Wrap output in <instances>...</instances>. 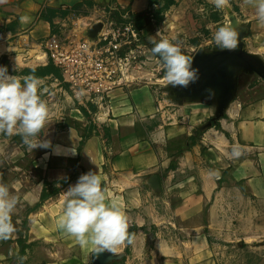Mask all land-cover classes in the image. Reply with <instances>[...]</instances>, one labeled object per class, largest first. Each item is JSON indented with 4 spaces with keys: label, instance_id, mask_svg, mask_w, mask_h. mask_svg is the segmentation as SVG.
I'll use <instances>...</instances> for the list:
<instances>
[{
    "label": "crops",
    "instance_id": "crops-1",
    "mask_svg": "<svg viewBox=\"0 0 264 264\" xmlns=\"http://www.w3.org/2000/svg\"><path fill=\"white\" fill-rule=\"evenodd\" d=\"M171 1L0 3V66L8 75L44 80L50 116L39 139L51 142L30 150L19 135H0V182L18 197L16 232L0 241V264H92L93 247L59 227L62 194L89 171L100 172L108 199L129 216L136 239L112 251L126 264H217L208 244L211 230L247 234L264 224V80L237 70L220 118L216 93L212 99L164 100L165 73L151 48L156 15ZM228 9L239 17L244 49L264 64V25L255 9L244 0H229ZM24 16L29 19L21 22ZM127 18L141 35L138 66L148 67L136 68L110 104L76 101L43 42L51 36L78 42L96 24ZM80 22L87 27H77ZM234 145L243 148L238 158L231 155Z\"/></svg>",
    "mask_w": 264,
    "mask_h": 264
},
{
    "label": "clouds",
    "instance_id": "clouds-1",
    "mask_svg": "<svg viewBox=\"0 0 264 264\" xmlns=\"http://www.w3.org/2000/svg\"><path fill=\"white\" fill-rule=\"evenodd\" d=\"M6 0H0V3ZM217 9L229 6V0H212ZM255 9L258 22L264 25V0H244ZM29 18L21 17V22ZM213 40L221 50L238 47L239 32L225 24L214 33ZM153 56L159 57L164 70L163 79L172 87L187 89L200 79L199 69L193 68V58L178 42L168 38L153 40ZM44 80L29 75H8L7 66H0V135L7 138L19 135L22 143L30 150L49 148L51 142L39 139L49 122L50 107L42 97L48 91ZM207 98H214V91L206 89ZM243 154L240 145H234L231 155L238 158ZM109 189L102 181L100 172L82 174L75 185L70 186L65 197L59 227L75 238L81 246H92L96 252L114 251L125 244H133L136 234L129 231L130 222L126 211L107 197ZM18 197L10 192L9 186L0 182V241L8 240L16 232L12 214Z\"/></svg>",
    "mask_w": 264,
    "mask_h": 264
},
{
    "label": "built area",
    "instance_id": "built-area-1",
    "mask_svg": "<svg viewBox=\"0 0 264 264\" xmlns=\"http://www.w3.org/2000/svg\"><path fill=\"white\" fill-rule=\"evenodd\" d=\"M96 40L85 38L68 43L56 36L43 42L50 61L58 68L61 81L78 102L103 107L113 93L130 82L140 57L135 46L141 35L130 18L102 23Z\"/></svg>",
    "mask_w": 264,
    "mask_h": 264
},
{
    "label": "rangeland",
    "instance_id": "rangeland-1",
    "mask_svg": "<svg viewBox=\"0 0 264 264\" xmlns=\"http://www.w3.org/2000/svg\"><path fill=\"white\" fill-rule=\"evenodd\" d=\"M228 8L229 6L217 9L212 0H172L156 15L153 25L158 30L157 42L161 38L178 42L186 51H191L193 57L200 50L220 49L213 40L214 33L225 24H230L238 30L240 24L239 17L234 13L232 15L231 9ZM81 24L82 22L77 27H87V24ZM74 42L76 41L68 43ZM146 67L148 66H143L142 69L136 65L133 73L136 68L144 70ZM163 87L160 91L163 99L173 101L175 87L166 80ZM219 230L222 232L214 233L209 230L208 234V244L217 264H264V224L261 223L247 234H235L226 228ZM104 252L109 255L105 264H126V257L109 251Z\"/></svg>",
    "mask_w": 264,
    "mask_h": 264
},
{
    "label": "water",
    "instance_id": "water-1",
    "mask_svg": "<svg viewBox=\"0 0 264 264\" xmlns=\"http://www.w3.org/2000/svg\"><path fill=\"white\" fill-rule=\"evenodd\" d=\"M102 26V23L92 26L86 36L96 40ZM242 38L243 33H239L238 47L232 51L220 49L210 53L203 50L198 51L193 57V68L199 69L200 79L187 89L175 87L174 99L199 98L208 94L206 89H211L219 98L217 118H220L235 90L237 70L256 74L264 80V64L244 49ZM108 259L107 253H96L93 256V264H105Z\"/></svg>",
    "mask_w": 264,
    "mask_h": 264
},
{
    "label": "trees",
    "instance_id": "trees-1",
    "mask_svg": "<svg viewBox=\"0 0 264 264\" xmlns=\"http://www.w3.org/2000/svg\"><path fill=\"white\" fill-rule=\"evenodd\" d=\"M146 14H147V13L139 14V15H137V16L132 17V19L135 20V19H137V18L144 17ZM156 57L159 58L158 56H156ZM192 58H193V56H192ZM213 126H215L216 128L219 129V125H217V124H214Z\"/></svg>",
    "mask_w": 264,
    "mask_h": 264
}]
</instances>
